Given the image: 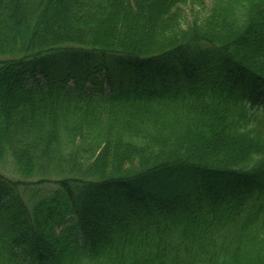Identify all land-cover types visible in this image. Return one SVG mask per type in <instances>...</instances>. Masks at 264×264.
I'll use <instances>...</instances> for the list:
<instances>
[{"label": "trees", "instance_id": "1", "mask_svg": "<svg viewBox=\"0 0 264 264\" xmlns=\"http://www.w3.org/2000/svg\"><path fill=\"white\" fill-rule=\"evenodd\" d=\"M203 1L0 0V264H264V0Z\"/></svg>", "mask_w": 264, "mask_h": 264}, {"label": "rangeland", "instance_id": "2", "mask_svg": "<svg viewBox=\"0 0 264 264\" xmlns=\"http://www.w3.org/2000/svg\"><path fill=\"white\" fill-rule=\"evenodd\" d=\"M183 13H184V23L185 25L189 24L193 20L203 19L208 13L210 8V1L204 0L203 2H199L195 5H183ZM7 175H14L11 171H4ZM15 177V176H12Z\"/></svg>", "mask_w": 264, "mask_h": 264}]
</instances>
